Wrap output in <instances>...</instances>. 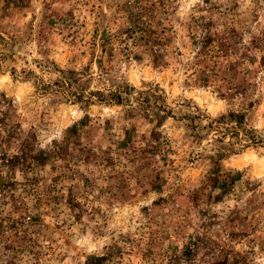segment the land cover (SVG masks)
<instances>
[{"label":"rangeland","instance_id":"374dc122","mask_svg":"<svg viewBox=\"0 0 264 264\" xmlns=\"http://www.w3.org/2000/svg\"><path fill=\"white\" fill-rule=\"evenodd\" d=\"M0 264H264V0H0Z\"/></svg>","mask_w":264,"mask_h":264}]
</instances>
